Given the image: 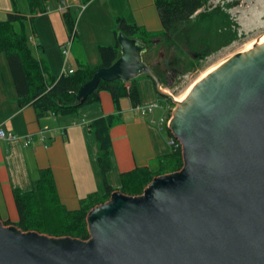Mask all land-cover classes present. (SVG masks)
Listing matches in <instances>:
<instances>
[{
  "label": "water",
  "instance_id": "water-1",
  "mask_svg": "<svg viewBox=\"0 0 264 264\" xmlns=\"http://www.w3.org/2000/svg\"><path fill=\"white\" fill-rule=\"evenodd\" d=\"M117 40L120 55L80 86L78 102L102 81L147 74L175 104L168 128L182 143V168L154 177L142 194L112 192L88 212L86 240L0 218V264H264V39L180 101L145 61L148 43L122 31Z\"/></svg>",
  "mask_w": 264,
  "mask_h": 264
},
{
  "label": "crops",
  "instance_id": "crops-1",
  "mask_svg": "<svg viewBox=\"0 0 264 264\" xmlns=\"http://www.w3.org/2000/svg\"><path fill=\"white\" fill-rule=\"evenodd\" d=\"M67 1L72 13L80 12L79 5L85 4L76 23L67 62L63 45L73 32L75 18L70 30L64 13L57 9L60 0H54L53 5L45 0L46 10L35 14L30 13L27 0L22 8L17 3L21 13L27 16L33 55L41 59L54 76H60L65 67L76 69L79 63H87L91 68L101 66L100 47L119 46L116 34L119 18L157 36L153 41L155 45L164 30L154 0ZM14 11L12 0H0V21ZM134 37L147 40L138 34ZM125 83L130 87L132 80ZM135 85L140 103L158 100L155 83L147 74L139 75ZM120 105L118 111L111 92L101 90L98 101L72 113L38 117L32 104L20 106L8 57L0 52V127L18 136L10 141L0 140V218L18 220L13 190H30L32 181L44 168L52 170L61 201L68 209L80 208L81 200L94 192L101 196L107 193L98 162L99 145L90 127V123L101 116L120 114V120L110 130L111 168L107 180L113 192L121 190V173L146 166L156 169L173 150L168 128L158 123L167 112L154 111L150 117L140 115L133 109L129 96L122 98ZM45 126L48 128L44 129Z\"/></svg>",
  "mask_w": 264,
  "mask_h": 264
},
{
  "label": "trees",
  "instance_id": "trees-1",
  "mask_svg": "<svg viewBox=\"0 0 264 264\" xmlns=\"http://www.w3.org/2000/svg\"><path fill=\"white\" fill-rule=\"evenodd\" d=\"M164 30V42L174 45L179 42L196 43L193 49L201 57L211 50L208 45L225 46L238 36L237 22L221 6L209 8L211 0H154ZM15 11L9 13L5 20L0 21V52L6 53L12 75L15 81L19 104H32L38 117L49 114H68L78 108L99 100L101 90L111 92L118 111L121 110V99L129 96L132 104L139 103V94L132 80L127 87L125 81L119 79L111 82L102 81L87 99L80 103L77 92L82 84L90 80L100 67L110 66L120 55L119 46H101L102 64L91 68L87 63H79L72 72H63L60 76L50 73L41 59L32 53L27 31V16L22 14L17 6V0H12ZM31 14L46 10L45 0H27ZM68 27L74 26L73 13H64ZM118 31L128 36L141 35L144 39L155 37L145 33L135 24H129L124 18L117 19ZM116 32V34H117ZM202 44L204 46H199ZM168 67V65H165ZM152 68L160 75L158 68ZM176 70V67H169ZM161 77V75H160ZM120 120V114H109L98 117L90 123L94 132L100 155L98 158L100 171L107 193L103 196L94 192L81 200L78 209H68L61 201L53 172L50 168L39 171V176L32 181L28 191L20 188L13 190L18 211V220L14 223L23 231H38L52 236H72L89 239L87 224L88 212L98 204L107 201L113 188L107 180L111 168L110 151L112 138L111 127ZM168 128V127H167ZM171 136L172 132L168 128ZM183 166L182 148H173L172 153L160 161L156 169L138 167L121 173V191L130 195L142 194L146 186L158 175L178 171ZM5 224H12L10 220Z\"/></svg>",
  "mask_w": 264,
  "mask_h": 264
},
{
  "label": "rangeland",
  "instance_id": "rangeland-1",
  "mask_svg": "<svg viewBox=\"0 0 264 264\" xmlns=\"http://www.w3.org/2000/svg\"><path fill=\"white\" fill-rule=\"evenodd\" d=\"M17 2L19 8L24 7L26 4L25 0H17ZM54 3V0H50L49 4L53 5ZM208 6L210 9L221 6L227 11L231 20L237 22L238 36L225 46H219L216 43L211 45L210 42L208 45L211 51L203 57L197 52L195 53L193 47H197L195 46L196 43L179 42L174 45H167L164 42V36L161 35V37H158L159 42L152 45L151 43L157 36L148 38L146 42L151 46L144 53V59L149 65L158 68L163 82V91H171L172 94L181 96L206 69L241 52L251 41L264 35V0H211ZM82 12V10L80 12L73 11L75 24ZM198 45L204 46L202 44ZM3 55L5 57V54ZM165 65H168V67ZM169 67H176V70ZM168 81L171 82V85L167 84ZM157 99L164 105V108L167 102L172 103L170 99L159 93ZM172 105L175 107V104L172 103ZM164 108H158L155 111L164 113ZM11 222L12 224L15 223Z\"/></svg>",
  "mask_w": 264,
  "mask_h": 264
},
{
  "label": "built area",
  "instance_id": "built-area-1",
  "mask_svg": "<svg viewBox=\"0 0 264 264\" xmlns=\"http://www.w3.org/2000/svg\"><path fill=\"white\" fill-rule=\"evenodd\" d=\"M69 7L70 6H69V3L67 0H60V2L57 4V9L63 13H65L69 9ZM79 8H80L79 9L80 11L83 10L85 8V4H80ZM75 32H76V24L73 28V32H72L69 40L63 45V54L65 56V62H67ZM72 71H73V69H69V68L65 67L63 72L66 73V72H72ZM172 103L167 102L166 106L164 108V105L159 100H156V101H153V102H150L147 104H145V103L143 104V103L139 102V103L133 105V109H135L138 113H140V115L150 117V115L152 113H154V111L156 109L164 108V112L166 111L167 114L164 117L160 118L158 123L161 126L168 127L170 124L171 118H172L173 110H174V105H172ZM151 120H152V122L155 121L154 119H151ZM47 128H48L47 126L44 127V129H47ZM16 138H18L17 134H15L14 132H11V131H7L3 127H0V140L10 141V140H14ZM29 142H30V138L27 139L28 144H29ZM169 144L171 145L172 148H179V147L182 148V143L177 138H175L174 136H171L169 138Z\"/></svg>",
  "mask_w": 264,
  "mask_h": 264
},
{
  "label": "bare ground",
  "instance_id": "bare-ground-1",
  "mask_svg": "<svg viewBox=\"0 0 264 264\" xmlns=\"http://www.w3.org/2000/svg\"><path fill=\"white\" fill-rule=\"evenodd\" d=\"M264 39V35L260 36L259 38H257L256 40H253L251 41L248 45H246V48L245 49H248L249 47L255 45L256 43L262 41ZM244 49V50H245ZM242 50V51H244ZM241 51V52H242ZM227 59L221 61L220 63H218L217 65H214V66H211L209 67L208 69H206L201 75L200 77H198L188 88L187 90H185V92L181 95V96H177L175 94H172L174 96V99L176 101H180L181 98L185 95L186 92H188L198 81H200L201 79H203L207 74H209L213 69H215L216 67L220 66L221 64H223L224 62H226ZM166 92H169V91H166ZM171 93V92H169Z\"/></svg>",
  "mask_w": 264,
  "mask_h": 264
},
{
  "label": "flooded vegetation",
  "instance_id": "flooded-vegetation-1",
  "mask_svg": "<svg viewBox=\"0 0 264 264\" xmlns=\"http://www.w3.org/2000/svg\"><path fill=\"white\" fill-rule=\"evenodd\" d=\"M152 45H155L154 43H151Z\"/></svg>",
  "mask_w": 264,
  "mask_h": 264
}]
</instances>
